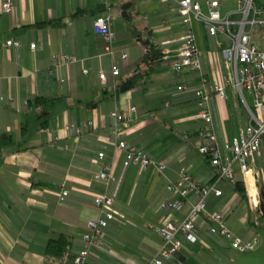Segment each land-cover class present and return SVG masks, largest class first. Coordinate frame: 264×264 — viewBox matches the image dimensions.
Here are the masks:
<instances>
[{"label": "crops", "instance_id": "obj_1", "mask_svg": "<svg viewBox=\"0 0 264 264\" xmlns=\"http://www.w3.org/2000/svg\"><path fill=\"white\" fill-rule=\"evenodd\" d=\"M8 1L13 5L11 12L0 2V90L6 98L0 101V137L7 133L12 140L0 149V264H74L68 256L63 260L49 256L48 243L65 233L73 252L82 248L88 221L100 216L94 197L105 191L97 178L105 165L116 178L124 173L114 202L117 215L104 230L102 248L92 251L87 264L147 262L162 244L155 227L169 215L162 204L169 196L167 185L178 179L180 168L186 167L202 186L209 185L218 172L199 152L204 143V124L198 118L194 94L199 76L193 72L178 75L171 65L184 34L176 1ZM197 1L207 11V0ZM228 1L222 2L221 10ZM129 2L132 5L123 16V5ZM237 9L227 15L237 18ZM107 15L112 16L114 56L104 53V39L94 28L95 20ZM51 21L59 23L38 25ZM195 31L203 73L210 82L221 81L229 71L223 54L228 41L209 35L200 22H195ZM141 35L163 47V60L147 78L122 90L119 84L132 75L146 53ZM10 39L19 40L21 46H7ZM123 50L129 53L127 61L121 58ZM59 52L74 54L79 61L56 67L51 74L53 55ZM113 63L121 68L118 77L112 74ZM100 70L107 74L105 83L99 78ZM36 96L47 100V120L40 116L42 105L35 108L29 102ZM211 104L225 145L242 126L234 114L246 122L248 114L235 91H230L229 100L213 94ZM131 106L138 112L125 128L124 138L128 146L142 149L155 162H165L163 172L155 165L142 168L135 163L125 169L126 152L114 146L110 113ZM89 119L95 124L84 130L79 141L64 129L67 123L83 126ZM99 152L105 153L103 159ZM238 179H243L241 173ZM221 187L223 195H211L197 220L199 241L193 244L181 236L183 248L165 264H184V257L194 264H264V218L256 220L247 197L233 183L224 180ZM62 188L70 190L64 202L59 200ZM199 198L197 191L191 192L184 208L172 215L183 219ZM215 212L224 214L236 235L245 239L259 235L257 249L240 252L228 240L211 235L207 227Z\"/></svg>", "mask_w": 264, "mask_h": 264}, {"label": "built area", "instance_id": "obj_2", "mask_svg": "<svg viewBox=\"0 0 264 264\" xmlns=\"http://www.w3.org/2000/svg\"><path fill=\"white\" fill-rule=\"evenodd\" d=\"M175 1L178 5L179 16L184 24V34L180 38L182 43L179 53L172 60L171 65L178 75L184 72H193L199 76L200 84L194 88L198 108L197 115L204 124V143L199 147V152L210 157L212 165L218 169V175L209 185L202 186L194 180L186 167L180 168L178 179L167 185L169 196L162 204L163 210L169 215L155 227V231L162 238V244L157 252L144 263L120 260L112 264H165L172 260L184 246L181 236L193 244L199 241L197 220L201 213L206 210L207 200L211 195H223L222 181L228 180L233 184L237 181L235 166L242 174L248 189L253 187L249 182V174L253 178L254 188L257 177L261 175V171L255 168V164L257 156L264 147V48H258L254 34L257 27L264 28V0H237V18L222 15L221 5L226 0H207V11L204 10L203 4L197 0ZM0 2L5 11L11 12L13 10L10 1L0 0ZM195 22H200L209 35L224 36L228 41L223 54L229 71L223 75L221 81L210 82V79L202 71L201 51L197 42ZM94 28L104 39V53L114 56L116 46L115 34L112 30V16L97 18L94 22ZM218 43L221 44L222 42ZM6 45L20 47L21 42L10 39ZM35 46L36 44H32L33 48ZM128 57V51L123 50L121 52L122 60L127 61ZM78 61V57L74 54L56 53L53 55L54 64L49 71L53 74L56 67L69 66ZM111 70L113 76H120L121 68L119 65L113 63ZM83 72L89 73V68H84ZM99 78L104 83L107 81V74L104 70L99 71ZM178 88L183 89L184 86L179 85ZM230 91L239 94L247 109L248 120L246 126L239 129L231 142L224 145L217 132L211 101L213 94H217L221 99L229 100ZM245 91L251 94L253 105H250ZM12 99L13 96L10 97V100ZM5 100V96L0 90V101ZM137 112V107L131 106L126 110L115 109L110 113L113 119L111 135L114 146L116 149L126 152L125 169L130 163H135L142 168L155 165L159 172H163L167 168L165 162H155L142 149L136 146H128L124 138L125 128L134 119ZM94 124L95 121L89 119L83 126L67 123L64 129L67 132H73L75 139L79 141L84 130ZM46 131L51 133L49 128ZM58 138L55 136V140ZM98 156L103 159L105 153L99 152ZM123 175L116 178L108 170L107 165L103 166L97 173V178L105 185V191L94 197V204L100 209V216L88 221L87 230L82 236L83 246L76 254L74 264H87L92 251L96 248H102L101 237L104 230L117 215L114 202L118 197ZM112 184H115L113 189H111ZM193 191L199 193V201L193 204L183 219H177L172 213L179 212L184 208ZM250 193L252 209L259 207L257 211L263 214L262 205L259 206L260 200L258 201L256 193L252 196V189ZM69 196L70 190L62 188L59 193L60 202H64ZM210 220L207 231L211 235L228 240L233 249L240 252L254 251L259 246V235L249 239L236 235L227 226L222 212L211 214Z\"/></svg>", "mask_w": 264, "mask_h": 264}, {"label": "trees", "instance_id": "obj_3", "mask_svg": "<svg viewBox=\"0 0 264 264\" xmlns=\"http://www.w3.org/2000/svg\"><path fill=\"white\" fill-rule=\"evenodd\" d=\"M59 23L58 21H56ZM56 22H43L39 23L38 25H44L46 23H56ZM141 40L143 44L146 47V53L144 54L142 61L138 64V66L134 69L132 72V75L124 79L119 86H127L128 88H132L137 84V81L139 79H145L149 76L150 72L155 69V66L157 63L161 62L163 60L164 54H163V47L160 46L159 44H155L150 36L145 37L144 35H141ZM195 94V92H194ZM46 99L42 96H36L33 98H30L29 102L33 104V106L36 108L37 106L42 105V111L40 113L41 117H46L49 115V110L47 106H45ZM195 102H196V96H195ZM197 105V104H196ZM12 136L10 134H3L0 137V149L5 148L7 145L11 143ZM208 157V156H207ZM210 159V157H208ZM211 161V160H210ZM218 175V172L216 176ZM215 176V177H216ZM213 178V180L215 179ZM235 188L238 190L240 194L245 196V187H244V182L243 179H238L235 183ZM262 204H264V192L262 190V197H261ZM264 218V214L262 215ZM70 236H68L65 233L59 234L57 237L52 238L47 247V251L49 256H55L61 260H63L66 256L69 257L70 260L73 261L74 263V258L76 256V252H73L70 248ZM179 253V252H178Z\"/></svg>", "mask_w": 264, "mask_h": 264}, {"label": "rangeland", "instance_id": "obj_4", "mask_svg": "<svg viewBox=\"0 0 264 264\" xmlns=\"http://www.w3.org/2000/svg\"><path fill=\"white\" fill-rule=\"evenodd\" d=\"M237 8H238L237 1L236 0H230V1H228L227 4H225L223 6V8L221 10V13H222L223 16H226L227 13H229V11L235 10ZM263 34H264V28L263 27H261V28L257 27L256 31H255V34H254V38H255V43L257 44L259 49L264 48V35ZM224 67H225V65H224ZM219 76H220V73H218V77ZM245 94H246V96H247V98L249 100L250 105H253V98H252L251 94H249L248 91H245ZM242 104L244 106V111H246V113H247V109H246V107H245L243 102H242ZM246 113H244V114H246ZM238 115H239V118L234 114L235 121L239 122L240 124H242L241 127H245L246 124H247V122L245 120V117L241 116L240 114H238ZM246 116H247V114H246ZM259 157H260V160H258V164H255V168H258L261 171V175L259 177H257V179H256V187H255L256 190H255V193H256V196L258 198V201L260 200L259 201V206H260V204L262 205V201H261L262 190L264 192V147L262 148L261 152L257 156V158H259ZM235 172H236L237 177L240 176V172H239L237 166H235ZM244 187H245V196L247 197L248 202L251 205V203H250V199H251L250 198V194H251L250 192H251V189L250 188L248 189L247 185L245 183H244ZM257 209L259 210V207L253 208V214H254V217L257 218L256 220H259L262 217V214L259 213L260 211H257Z\"/></svg>", "mask_w": 264, "mask_h": 264}, {"label": "water", "instance_id": "obj_5", "mask_svg": "<svg viewBox=\"0 0 264 264\" xmlns=\"http://www.w3.org/2000/svg\"><path fill=\"white\" fill-rule=\"evenodd\" d=\"M132 5V3H126V4H124L123 5V12H122V14H123V16H127V10H128V8L130 7ZM130 30L132 31V33H134L135 31H134V29L132 28V27H130ZM122 90H126V86H123L122 87ZM262 211H263V214H264V204H262ZM182 262L184 263V264H194V261L192 260V259H187L186 257H184L183 259H182Z\"/></svg>", "mask_w": 264, "mask_h": 264}, {"label": "bare ground", "instance_id": "obj_6", "mask_svg": "<svg viewBox=\"0 0 264 264\" xmlns=\"http://www.w3.org/2000/svg\"><path fill=\"white\" fill-rule=\"evenodd\" d=\"M248 178H249V182L251 183V185H253V187H252V190L254 191V193H255V188H254V181H253V178L251 177V175L249 174V176H248ZM257 192V191H256Z\"/></svg>", "mask_w": 264, "mask_h": 264}]
</instances>
